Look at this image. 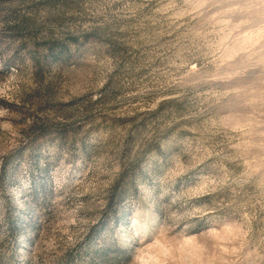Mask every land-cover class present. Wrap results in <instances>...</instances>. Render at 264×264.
<instances>
[{
  "label": "rangeland",
  "instance_id": "rangeland-1",
  "mask_svg": "<svg viewBox=\"0 0 264 264\" xmlns=\"http://www.w3.org/2000/svg\"><path fill=\"white\" fill-rule=\"evenodd\" d=\"M0 264H264V0H0Z\"/></svg>",
  "mask_w": 264,
  "mask_h": 264
}]
</instances>
